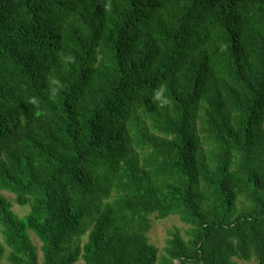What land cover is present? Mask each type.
<instances>
[{
	"label": "trees",
	"instance_id": "16d2710c",
	"mask_svg": "<svg viewBox=\"0 0 264 264\" xmlns=\"http://www.w3.org/2000/svg\"><path fill=\"white\" fill-rule=\"evenodd\" d=\"M152 215L190 226L162 257ZM0 231V263L264 264V0H0Z\"/></svg>",
	"mask_w": 264,
	"mask_h": 264
},
{
	"label": "rangeland",
	"instance_id": "374dc122",
	"mask_svg": "<svg viewBox=\"0 0 264 264\" xmlns=\"http://www.w3.org/2000/svg\"><path fill=\"white\" fill-rule=\"evenodd\" d=\"M3 195H5L12 203H13V210L18 213L19 216L24 217L30 212V204L27 205H19L16 201V195L10 193L8 191H1ZM152 227L150 232L148 233L150 243L154 244L159 250V256L162 257L165 254V246L166 240L169 237L168 232L173 229H179L182 235L187 239V231L190 226L181 221V219L176 216L172 215L167 218L161 219L158 218L156 215L151 216ZM31 236L38 247L39 252V259L42 263L43 253L41 251V242L39 238L33 231H30ZM0 238L2 239V234L0 231ZM88 239V235L83 237V242H86ZM238 264H258V260L256 258H252L251 260H244L235 258ZM0 264H9L6 257L1 259ZM74 264H86L82 259L77 261ZM192 264V263H190Z\"/></svg>",
	"mask_w": 264,
	"mask_h": 264
},
{
	"label": "clouds",
	"instance_id": "9594fccd",
	"mask_svg": "<svg viewBox=\"0 0 264 264\" xmlns=\"http://www.w3.org/2000/svg\"><path fill=\"white\" fill-rule=\"evenodd\" d=\"M160 96H161V93H160V92H157V94H156V98H157V99H160Z\"/></svg>",
	"mask_w": 264,
	"mask_h": 264
}]
</instances>
